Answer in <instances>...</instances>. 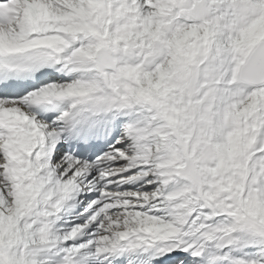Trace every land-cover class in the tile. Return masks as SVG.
Returning <instances> with one entry per match:
<instances>
[{"label": "snow or ice", "instance_id": "obj_1", "mask_svg": "<svg viewBox=\"0 0 264 264\" xmlns=\"http://www.w3.org/2000/svg\"><path fill=\"white\" fill-rule=\"evenodd\" d=\"M0 264H264V0H0Z\"/></svg>", "mask_w": 264, "mask_h": 264}]
</instances>
